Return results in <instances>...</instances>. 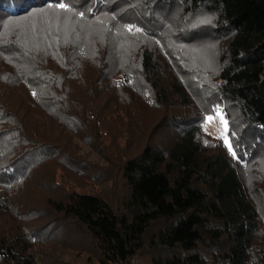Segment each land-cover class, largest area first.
Returning a JSON list of instances; mask_svg holds the SVG:
<instances>
[{
	"label": "trees",
	"instance_id": "1",
	"mask_svg": "<svg viewBox=\"0 0 264 264\" xmlns=\"http://www.w3.org/2000/svg\"><path fill=\"white\" fill-rule=\"evenodd\" d=\"M216 106L235 157L204 128ZM42 111L107 146L113 122L161 115L122 162L123 202L51 195L67 170L85 173L47 141L33 117ZM56 158L36 190L56 221L91 238L96 264H136L149 248L160 250L154 264H264V0H0L3 264H39L36 244L53 241L54 221L26 222L35 211L24 199Z\"/></svg>",
	"mask_w": 264,
	"mask_h": 264
},
{
	"label": "rangeland",
	"instance_id": "2",
	"mask_svg": "<svg viewBox=\"0 0 264 264\" xmlns=\"http://www.w3.org/2000/svg\"><path fill=\"white\" fill-rule=\"evenodd\" d=\"M135 29L136 26H132L131 30ZM18 95L17 93L15 99L21 100ZM83 97L86 98V96ZM210 116L213 119H206L205 130L213 137L222 138L225 129L220 114L216 112ZM33 117L40 118L41 121L38 123L41 130H44L43 135L47 141L63 146L65 150L76 156L72 161H80L78 164L81 166L80 171L83 170L85 173L79 175L67 170L69 172V174L67 173V179L59 190L52 189L51 195L55 198H63L67 196L70 190L91 191L102 194L107 201L114 206H118L119 203L125 200L128 191L124 177L120 173L122 162L131 155L136 154L145 144L148 137H150L154 124L161 118V115L158 112H147L143 122L132 124V126H130L132 121L125 122L121 119L113 122L111 125L116 123L117 131L114 132L113 129H109L107 135L111 137V141L108 137L105 139V143H109L108 146L102 143L99 137L95 144L82 139L77 133L60 123L58 119L49 116L47 112H34ZM223 119L226 120L224 113ZM163 120L164 118L160 121L163 122ZM59 133H61L60 137H64L63 141L54 138L55 136L58 137ZM43 139L42 137L41 140ZM61 155H63V152H61ZM47 164L49 165L42 166L39 171H34L32 178L35 182L32 187H35V189H27V196L24 199L35 211L33 212L32 209L24 210L26 213L33 212L30 215L32 218L25 220L26 222L32 219L31 223L33 225L42 226L45 223L54 221L53 228H55V231L52 232L51 230L50 233H47L53 241L38 242L39 244H36V256L39 264H96L98 259L97 249L91 238L85 235L80 228L75 229L70 226L69 221H65V224L56 221L55 217L57 215L53 210V206L47 204L48 195L46 193L43 195L42 192L36 190V182L37 184L40 183V186L44 184L38 176L41 173V176H44L51 172V170H47L48 166L55 167L53 169L55 170L58 167L57 165H63L58 158ZM16 218L18 219V217ZM152 233H154V230L148 232L147 238H150ZM159 258H161L159 248H149L135 258V263L154 264L153 260ZM0 264L3 263L0 262Z\"/></svg>",
	"mask_w": 264,
	"mask_h": 264
},
{
	"label": "snow or ice",
	"instance_id": "3",
	"mask_svg": "<svg viewBox=\"0 0 264 264\" xmlns=\"http://www.w3.org/2000/svg\"><path fill=\"white\" fill-rule=\"evenodd\" d=\"M55 6L56 7H59L60 9H68L69 8V6L66 5V4H64V3H58ZM79 15L81 17H83L84 16V13L81 12V13H79ZM202 22L210 23L211 21H207L206 20V21H202ZM127 27L129 29V31H131L132 26L131 25H128ZM137 31H142V30L141 29H137ZM215 110L220 114V119H221V122L223 123L224 129H225V133L222 134L223 142L225 143V145H227L228 150L231 153V155H233L235 157L236 156V152L232 149V145H231V143H230V141L228 139V136L226 134L227 133V127H228L227 121L223 119V113H222V110L219 108V106H216V109ZM206 119L207 120H211V119H213V117L209 116ZM205 143H207V141H205Z\"/></svg>",
	"mask_w": 264,
	"mask_h": 264
}]
</instances>
